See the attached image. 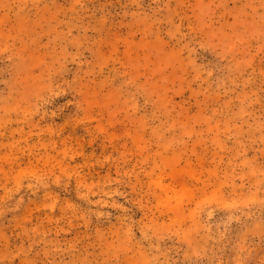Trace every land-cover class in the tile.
Instances as JSON below:
<instances>
[{"label":"rangeland","instance_id":"obj_1","mask_svg":"<svg viewBox=\"0 0 264 264\" xmlns=\"http://www.w3.org/2000/svg\"><path fill=\"white\" fill-rule=\"evenodd\" d=\"M0 264H264V0H0Z\"/></svg>","mask_w":264,"mask_h":264}]
</instances>
